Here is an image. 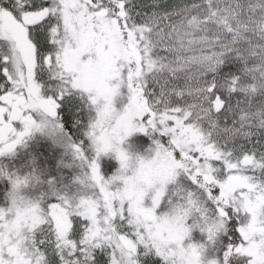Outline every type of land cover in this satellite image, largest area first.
<instances>
[{"label": "snow or ice", "instance_id": "6c2138e0", "mask_svg": "<svg viewBox=\"0 0 264 264\" xmlns=\"http://www.w3.org/2000/svg\"><path fill=\"white\" fill-rule=\"evenodd\" d=\"M0 264H264V0H0Z\"/></svg>", "mask_w": 264, "mask_h": 264}]
</instances>
